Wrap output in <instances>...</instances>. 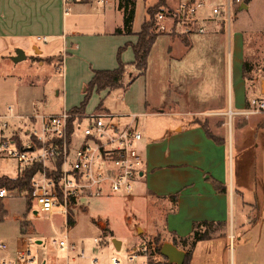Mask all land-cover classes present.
<instances>
[{
  "label": "crops",
  "instance_id": "crops-1",
  "mask_svg": "<svg viewBox=\"0 0 264 264\" xmlns=\"http://www.w3.org/2000/svg\"><path fill=\"white\" fill-rule=\"evenodd\" d=\"M231 1L230 23L221 18H211L204 23V33L192 35L174 33L177 36L188 37L183 39L189 42H178L180 39L173 38L170 33L157 37L156 41L160 39L171 41L164 42L165 47H162L155 57L159 74L167 80L166 90L171 92L168 98L157 99V95H155L157 100L150 98V91L146 87L148 68L144 75L137 77L131 84V89L136 83H141V88L143 86L139 100L134 98L135 101H139L140 107L131 113L137 116V124L138 116H168L161 126L142 134L138 148L144 157L145 165L131 196L140 200L146 199L152 207L151 210H154L149 235L160 234L163 242L169 241L175 244L184 250L186 255L190 253L188 264H222L223 257L218 256H223L225 253L224 264H242V257H239L237 261L235 256L236 233L241 240L240 234L247 236L251 227L256 225L246 226L244 222L248 218L245 211L247 201L245 193L240 190L234 180L235 168L236 175L239 176V167L235 164V148L244 149L240 143L246 142L244 139L248 134L252 135L255 142L258 137L264 141V110L251 114L249 117L241 114L247 109V102L244 105L238 100V94L234 95L232 81L231 85L230 82L228 84V78L230 79V76L232 78L233 73L232 61L230 66L232 49L229 45L227 50V42L220 41L224 39L226 26L228 38H230L232 18L234 21L238 16V19L233 22L236 25V31L241 33V42L237 47L238 66L235 68L240 69L241 82L247 88L243 66L245 61H252L246 56L249 47L244 42L245 27L238 21L241 16L252 14L259 0H250L247 6H244L243 0L240 3ZM82 2L89 3L90 6L80 4ZM97 2L103 3L104 7L94 8L93 0L73 2L75 6L68 20L64 12L63 0H0V54L8 52L9 46L21 47L26 51L34 43L31 41L34 34L47 32L52 39H64L58 45H61L65 55L69 54V49L81 50L82 53L89 55L94 48L97 57H94L96 61H92L95 62L96 69L116 68L119 48L127 43H136L139 31L133 30V34L130 35L116 34L115 30L122 27L123 19L107 23V5L112 4V1L97 0ZM226 2L227 0L223 3V8L219 4H212L209 9L205 7L201 15L210 17L213 6H219L223 10ZM114 11L116 12L115 9ZM87 15H90V18L84 21L86 25L94 26L101 23L103 26L101 32L92 33V36H102L105 39L110 37L111 42H68L65 35L67 28L71 30L68 36L73 39L85 35L86 32L81 26L82 18ZM45 37L47 38V35ZM156 41L148 61L155 47L160 43ZM33 47L36 52L39 51L40 58L50 57L48 55L51 54V48L47 49L45 56L40 47ZM218 50L221 55L223 54L220 60V63L221 61L223 63L222 74L217 67L218 59L214 56ZM61 57L64 64V60L68 57ZM121 58L128 65L125 77L129 78L134 70L131 64L134 60L131 46L125 48ZM235 73L238 76L239 71ZM221 77L223 88L219 94L218 79ZM263 91L262 83L261 95H264ZM102 93L108 94V91ZM220 95L225 100L223 107H218L215 103ZM118 96L124 100L126 91H122ZM179 98H184V107H178ZM125 105L128 106L126 103ZM107 111L111 112L108 109ZM19 113L32 114V112L24 111ZM204 115L213 117L223 115L225 118L216 126L217 130L213 131L205 129L201 120ZM130 120L128 117L123 118L124 122ZM207 130L211 136L207 134ZM254 145L258 146L259 143ZM262 185L264 194V180ZM236 208H238L237 219L235 218ZM14 218L19 222L21 238L17 239L15 251L11 252V255L26 248L29 250V241L26 242L22 238L27 233L22 234L20 230L21 221L25 218L20 215ZM258 222L261 227L260 236L264 237V217H260ZM205 223L215 228L214 232L206 234V239L192 245L195 230L203 233ZM197 224L198 227H195ZM240 224L243 226L237 230L236 225ZM240 230L241 233H239ZM31 261L30 259L29 262ZM19 264H25V262Z\"/></svg>",
  "mask_w": 264,
  "mask_h": 264
},
{
  "label": "rangeland",
  "instance_id": "rangeland-1",
  "mask_svg": "<svg viewBox=\"0 0 264 264\" xmlns=\"http://www.w3.org/2000/svg\"><path fill=\"white\" fill-rule=\"evenodd\" d=\"M111 1L112 4L107 5V23L117 20L122 21L123 11L118 6V0ZM159 1L135 0L134 31L141 30L142 24L150 18L148 10L153 14L154 8L157 7L153 6ZM180 1L182 0H165L164 7H176ZM63 2L66 18L69 20L75 4L70 1L66 3V0H63ZM203 2H205L206 9H209L212 4H219L223 8L225 0H203ZM257 3L255 10L252 9V14L245 15L246 13H242L246 17L241 16L238 21L245 27L243 31L244 42L249 47L246 56L255 64V70L248 73L249 79L246 80L247 88L241 82L240 69L235 68L238 66L239 53L237 47H239V42H241V33L236 31V25L233 22L238 19V16L234 21L232 18L230 38H228L226 26L224 39L220 41L227 42V50H229V45L231 46L232 56L230 58V66L232 61L233 73L232 78L231 76L230 79L228 78V84L230 82L231 85L232 81L234 95L238 94V100L244 105L248 102L249 98L261 96L260 87L262 83L264 87V0H259ZM80 4L90 6L89 3L85 2ZM93 4L94 8L98 6L99 8L104 7V4H99L97 0H93ZM88 18H90V15L82 18L81 27L84 32L89 34L84 33L85 35H82L80 38L75 37L73 39V37L68 36L71 34V30L67 28L65 35H67L68 42H111L110 37L105 39L102 36H92V33L101 32L103 26L101 23L94 26L86 25L84 21ZM150 31L159 35L165 34L157 32L155 24L151 27ZM45 35H47V42L38 39V37L42 38ZM171 36L175 39L179 38L178 42H189V40L183 39L188 37L177 36L174 33ZM63 40V38L52 39L47 32L36 33L32 36L31 40L34 42L32 44L35 45L31 44L29 49L25 51V59L19 62L12 60L16 50L23 49L21 47L15 48L9 46L8 52L0 54V112L6 111L9 106H12L17 113L19 111L33 113L35 109L45 113H59L66 109L71 111L73 107H78L81 104L84 100V87L89 82L92 69L95 68V62L92 60L96 61L94 58L97 57L96 51L94 48L90 51V58L88 54L82 53L81 50L75 51L69 49V54L65 55L62 52L63 48L61 45H58ZM156 42L160 43L157 44L153 55H151L148 61V77L146 79V87L150 91V98L155 100L168 98L170 96L169 93H171L166 90L167 85L165 83L167 80L163 79L161 74H159L158 63L155 60L157 52L162 47H165L166 44L164 42L171 41L169 39H160ZM33 46L40 47L45 56L47 49L51 48V54L48 55L50 57L45 59L40 58L39 51L36 52ZM257 49L259 50L256 51ZM61 56L68 57V59L64 60V64H62ZM214 56L218 59L217 67H219L218 70L222 74L223 63L222 61L220 63V60L223 54L221 55L218 50ZM235 71H239L238 76ZM127 81L128 78L124 77V82L126 83ZM222 81V77L218 79L219 94L223 88ZM140 84H134L132 89L130 85L125 90L126 96L124 100H122L121 96H118L124 91L123 89H115L108 94L94 92L86 106L85 112L90 114L94 111L101 112L108 109L112 113L121 114L124 118H127L125 117L126 114H131L140 107L139 101L134 100V98L139 100L141 96L140 92L143 86L141 88ZM240 85L241 88H239ZM179 90H181L180 87ZM155 95H157V99ZM183 99L179 98L180 103H178V107L180 108L184 107L185 100ZM217 99L218 101L215 103L218 107H223L225 105L224 97L220 95ZM35 104L36 106H34ZM167 118V115L138 116L139 128L144 135L146 131L155 129L159 125L161 126ZM223 118H225L223 115L214 117L204 115L201 117V120L207 129L216 131V126L220 124ZM24 123V120H20V122L15 121L17 126H24ZM27 126H29L28 122ZM244 140H246L245 143H240L244 146V149L240 147L235 148V164L239 167V176L236 175L235 168L234 180L236 185L240 187V190L245 193V200L247 201L245 211L248 218L244 221L245 225H256L251 227L247 236L240 234V236L242 235L241 240L238 239L239 235L236 233L235 256L237 261L239 257H242V264H264V237L260 236L259 230L261 227L259 225L260 221L258 222L260 217H264L262 185L264 180V141L261 140V137H258L257 142H255L251 134L246 135ZM254 143H259V145L255 146ZM13 168L14 162H1L0 174L12 176ZM84 202L85 206L80 207L74 212V226L69 225V227L70 240L76 243L78 248H84L87 257L78 258L75 256V253H71L69 255L71 264H94V259L96 260V264H113V257H117L120 264H142L144 262L143 256H138L134 261H131L129 258L133 249L143 243L151 246V264L157 261L164 264L167 263L166 258L160 252L155 251V249L153 250L155 247H161L165 241L163 242L160 234L158 236L149 235L154 216V210H151L152 207L151 205L149 206V201L146 199H136L131 195L107 194V196L85 198ZM3 205L6 213L4 214V218L0 220V245L5 244L6 248H0V264H4V262L19 264L17 254H10L15 251L16 241L20 237L19 222L14 218L18 215L28 220L25 227V233L27 234L22 237L24 241H29L30 252L25 264L67 263V254L51 243V239L62 226V216L60 214H55L53 221H50L48 213L41 212L38 217L34 216L33 210L36 207L32 211L27 212L24 193L5 198ZM235 212V218L237 219L238 208L235 209ZM241 226L243 225H236L237 230ZM214 230L215 228L210 225L203 227V233L205 234L212 233ZM241 230L239 233H241ZM94 238H98L99 242L95 243ZM114 239L121 241V248L119 250L113 243ZM38 240H41L42 243H38ZM218 257H223L222 264H224L226 253ZM30 259L32 260L31 262H29Z\"/></svg>",
  "mask_w": 264,
  "mask_h": 264
},
{
  "label": "built area",
  "instance_id": "built-area-1",
  "mask_svg": "<svg viewBox=\"0 0 264 264\" xmlns=\"http://www.w3.org/2000/svg\"><path fill=\"white\" fill-rule=\"evenodd\" d=\"M68 1L75 2L66 0V3ZM231 2L227 0L223 10L213 6L210 17H204L201 12L205 2L182 0L176 7L165 8L157 14L156 30L170 34L204 33V23L211 18H221L230 23ZM38 39L43 42L48 40L45 36ZM263 110L264 96L251 97L247 109L241 114L249 117ZM125 117L131 120L124 122L123 115L107 110L87 114L69 110L45 113L35 109L32 114L25 115L9 106L6 111L0 112V163L14 162L12 176L0 174V177L24 178L28 170L37 167L31 177L30 191L2 187L0 198L24 193L25 198L30 196L33 208L36 207L37 214L34 216L48 213L49 220L53 221V216L60 214L62 226L51 243L67 254L66 264H71V253L78 258L87 257L84 248H78L70 240L69 227L71 217L75 220L74 212L85 206L84 199L107 194L130 196L142 176L145 160L138 148L142 132L136 115L127 114ZM20 120H24V126L15 124ZM94 242L98 243L99 239L94 238ZM0 247L4 249L6 245L1 244ZM28 255V248L18 251L19 263L25 262ZM138 256H143L142 264H151V246L140 244L133 249L129 259L134 261ZM112 260L113 264H120L117 257ZM93 263L96 264L95 259ZM153 264L164 263L157 261Z\"/></svg>",
  "mask_w": 264,
  "mask_h": 264
},
{
  "label": "trees",
  "instance_id": "trees-1",
  "mask_svg": "<svg viewBox=\"0 0 264 264\" xmlns=\"http://www.w3.org/2000/svg\"><path fill=\"white\" fill-rule=\"evenodd\" d=\"M165 0H160L154 8V15L151 14V11L148 10V14L150 18L148 21H145L142 24L141 30L137 33L138 40L134 44H126L125 46L119 48L117 53V62L118 66L114 69H94L93 76L86 84L84 91V100L78 107H73L72 112L85 113L86 106L94 92L101 94L104 91H111L115 89H123L126 90L136 79L137 77L144 75L148 68V57L154 42L156 41L159 34L151 32V27L154 26L156 21L157 14L165 9L164 4ZM245 4H248L250 0H243ZM118 6L123 11V25L115 30L116 34H133V20L135 16V0H118ZM173 34V33H172ZM131 46L134 53V60L131 63L133 65V72L128 78V81L124 82V77L127 72L128 65L127 63L122 61L121 54L125 50L126 47ZM255 70V64L250 61H245L243 66V76L246 80L249 79L248 73ZM264 95L259 96L262 98ZM101 106V104H99ZM204 124V123H203ZM205 129L207 127L204 124ZM208 135L211 134L206 131ZM37 167L28 170L25 174L24 178H5L0 177V188L6 187L7 189H15V188H26L30 191V181L31 177L36 170ZM3 199L0 198V220L4 218V214L6 213ZM26 207L27 212L32 211L33 204L29 195L26 197ZM27 220H22L20 224L21 233L24 234L26 232L25 227L27 225ZM75 220L73 217L70 219V225L74 226ZM205 225H209L205 223ZM198 227V224L195 226ZM207 235L205 233H200L197 229L194 232L192 245H194L197 241L206 239ZM155 251L160 252V247H155ZM190 253H187L185 262L183 264H188ZM167 260V259H166ZM168 264V263H166Z\"/></svg>",
  "mask_w": 264,
  "mask_h": 264
},
{
  "label": "water",
  "instance_id": "water-1",
  "mask_svg": "<svg viewBox=\"0 0 264 264\" xmlns=\"http://www.w3.org/2000/svg\"><path fill=\"white\" fill-rule=\"evenodd\" d=\"M244 6L247 5L244 4ZM15 53V56L12 57V60L14 62H19L26 58V54L23 49H17ZM33 214L36 215L37 211L34 210ZM38 243H42V241L38 240ZM113 243L118 250L121 248V241L114 239ZM160 253L163 257L167 259L168 264H183L186 259V252L169 241H165L161 245Z\"/></svg>",
  "mask_w": 264,
  "mask_h": 264
}]
</instances>
